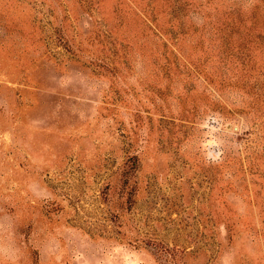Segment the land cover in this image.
<instances>
[{
  "label": "rangeland",
  "instance_id": "obj_1",
  "mask_svg": "<svg viewBox=\"0 0 264 264\" xmlns=\"http://www.w3.org/2000/svg\"><path fill=\"white\" fill-rule=\"evenodd\" d=\"M0 264H264V0H0Z\"/></svg>",
  "mask_w": 264,
  "mask_h": 264
}]
</instances>
